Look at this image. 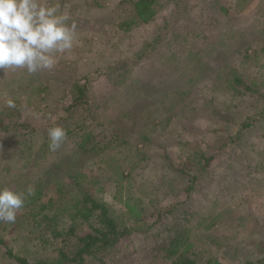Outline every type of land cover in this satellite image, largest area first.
I'll list each match as a JSON object with an SVG mask.
<instances>
[{
    "label": "rangeland",
    "instance_id": "rangeland-1",
    "mask_svg": "<svg viewBox=\"0 0 264 264\" xmlns=\"http://www.w3.org/2000/svg\"><path fill=\"white\" fill-rule=\"evenodd\" d=\"M133 1L42 0L75 21L73 48L0 69V129H17L0 134V187L25 194L0 264L74 251L98 225L86 195L126 235L83 264H264V0H159L126 29Z\"/></svg>",
    "mask_w": 264,
    "mask_h": 264
},
{
    "label": "clouds",
    "instance_id": "clouds-1",
    "mask_svg": "<svg viewBox=\"0 0 264 264\" xmlns=\"http://www.w3.org/2000/svg\"><path fill=\"white\" fill-rule=\"evenodd\" d=\"M69 20L59 3L0 0V69H26L28 74L51 69L57 55L74 46L77 25ZM6 103L16 107L12 99ZM48 136L50 149L56 150L66 139V131L57 125L48 129ZM27 194H33L31 187ZM24 203L23 192L0 187V221L14 223Z\"/></svg>",
    "mask_w": 264,
    "mask_h": 264
},
{
    "label": "trees",
    "instance_id": "trees-1",
    "mask_svg": "<svg viewBox=\"0 0 264 264\" xmlns=\"http://www.w3.org/2000/svg\"><path fill=\"white\" fill-rule=\"evenodd\" d=\"M132 7L133 19L121 23V26L126 29L136 20L144 24L151 21L161 8V5L159 4V0H135L132 2ZM72 95V107L85 103L86 91L83 85H76L73 88ZM2 123L3 121L0 120L1 125ZM12 128L17 131L14 125H3L1 126L0 134L9 133ZM82 203L85 206H89L91 211L96 212L98 225L93 232L78 237V246L75 247L74 251L69 254L59 251L57 257L52 260L28 263L27 260L13 255L11 250H7L9 258L17 264H83L85 256H91L96 252H105L108 249H113L126 235V230L118 227L116 219L111 215L110 210L105 204L90 198L88 195L84 196ZM1 243L2 240L0 239ZM170 264H195V262L188 256H181L171 260Z\"/></svg>",
    "mask_w": 264,
    "mask_h": 264
}]
</instances>
